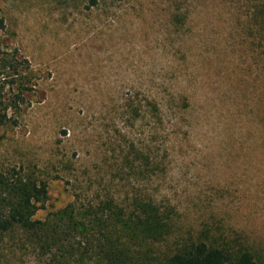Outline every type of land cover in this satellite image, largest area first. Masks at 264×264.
Listing matches in <instances>:
<instances>
[{"label": "rangeland", "instance_id": "374dc122", "mask_svg": "<svg viewBox=\"0 0 264 264\" xmlns=\"http://www.w3.org/2000/svg\"><path fill=\"white\" fill-rule=\"evenodd\" d=\"M226 1L0 0V171L48 183L36 218L139 190L264 260L261 48Z\"/></svg>", "mask_w": 264, "mask_h": 264}, {"label": "trees", "instance_id": "16d2710c", "mask_svg": "<svg viewBox=\"0 0 264 264\" xmlns=\"http://www.w3.org/2000/svg\"><path fill=\"white\" fill-rule=\"evenodd\" d=\"M88 1L95 7L100 0ZM229 1L239 5L242 0ZM245 4L246 32L259 40L252 43L261 48L264 76V0ZM7 62L3 59L0 66L8 68ZM16 99L24 97L15 94L5 110L16 107ZM5 122L6 113L0 116V123ZM150 159L144 156L139 172L150 165L154 172L158 165ZM48 188L34 176L0 171V256L12 254L7 248L13 253L30 248L47 264H264L244 242L209 228L181 225L174 206L139 190L120 200L107 193L97 204L70 203L38 219Z\"/></svg>", "mask_w": 264, "mask_h": 264}]
</instances>
